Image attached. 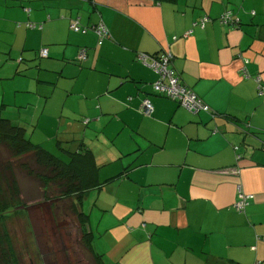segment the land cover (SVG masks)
<instances>
[{
    "label": "crops",
    "instance_id": "0c3cea01",
    "mask_svg": "<svg viewBox=\"0 0 264 264\" xmlns=\"http://www.w3.org/2000/svg\"><path fill=\"white\" fill-rule=\"evenodd\" d=\"M227 11L237 25L220 22ZM100 22L111 35L102 45ZM0 37L18 66L1 114L20 94L19 116L5 119L35 129L42 116L32 114L47 110L48 152L94 156L103 186L82 210L95 254L107 264H264V0H0ZM162 52L214 114L154 93L157 75L138 55ZM31 94L39 101L25 104ZM239 189L252 196L245 212L234 207Z\"/></svg>",
    "mask_w": 264,
    "mask_h": 264
},
{
    "label": "rangeland",
    "instance_id": "374dc122",
    "mask_svg": "<svg viewBox=\"0 0 264 264\" xmlns=\"http://www.w3.org/2000/svg\"><path fill=\"white\" fill-rule=\"evenodd\" d=\"M26 24H30V22ZM26 24H22V27L26 28ZM31 25L36 26L33 23ZM39 28L41 26L38 25L37 29ZM29 30L32 31L35 28ZM35 36L37 37L35 46H39V53L41 40L38 38L39 34H35ZM2 37H0V106L3 98L2 90L10 91L14 86L13 80H4L10 74L8 67L11 68V73L18 67L15 62L12 64L11 60H7V56L4 55ZM8 38L9 36H5V39ZM44 60L38 56L28 64L37 65ZM20 68H25L26 72L31 73L32 75H29L31 78H37L36 75L39 72L37 68L29 69L25 65ZM23 97L10 92L4 101L9 106L4 108L2 116L4 118L19 116L20 110L15 107V102L16 100L21 102ZM27 97L24 98L26 99L25 104L39 101L37 95L31 94ZM32 110L35 108L30 107L29 111ZM21 112H26V108ZM32 116H42L41 123L35 129L34 124H27L26 136L32 137V142L45 150L54 151L53 144L48 139V134H50L48 111L46 110L42 115L32 114ZM55 153L59 155L57 151ZM0 156L2 159L9 158L3 146H0ZM17 179L24 205H17L15 210L8 212L4 218H0V230L4 228L3 230L7 232L11 240V248L19 255L21 264H96L92 253L88 251L82 240V232L77 218L68 209L70 201L68 203L59 201L58 193L54 189L47 190L45 195L42 184L36 179L29 178L21 171H17ZM9 250L11 249L9 248Z\"/></svg>",
    "mask_w": 264,
    "mask_h": 264
},
{
    "label": "trees",
    "instance_id": "16d2710c",
    "mask_svg": "<svg viewBox=\"0 0 264 264\" xmlns=\"http://www.w3.org/2000/svg\"><path fill=\"white\" fill-rule=\"evenodd\" d=\"M30 25L31 23L26 24L25 27L30 29L37 26ZM86 30L83 28V31ZM85 54L87 58V52ZM0 146H3L9 155L8 159H2L0 156V218L15 210L17 205H24L17 179V171H21L29 178L39 181L45 195L47 190L54 189L58 193L59 201H70L67 207L79 222L86 248L92 253L96 264H107L104 258L95 254L92 249L93 236L88 230L89 217L82 210L88 193L103 186L98 181L99 168L92 153L86 149L73 153L65 151L67 157L62 159L33 144L26 136V130L3 118L1 112ZM3 229L0 230V264H21L19 255L11 248V240Z\"/></svg>",
    "mask_w": 264,
    "mask_h": 264
},
{
    "label": "built area",
    "instance_id": "2783aa9c",
    "mask_svg": "<svg viewBox=\"0 0 264 264\" xmlns=\"http://www.w3.org/2000/svg\"><path fill=\"white\" fill-rule=\"evenodd\" d=\"M27 12L29 13L30 10H27ZM208 21L209 19L205 17L196 25L200 24V26L204 28ZM220 22L223 25H237L239 19L235 18L230 11H227L220 18ZM30 27L33 26L30 25ZM70 28L75 32L82 31L80 22L77 19L72 22ZM92 29L98 36L99 45H102L104 40L110 37V31L103 22L93 26ZM85 52L86 51L83 50L80 55V60L82 61L86 59ZM41 56L46 58L48 56V51L43 49L41 51ZM138 59L144 66L152 69L157 75V80L152 85L153 91L156 95L177 102L182 108L194 115H198L202 112L213 113L207 104L181 81L179 74L172 67L173 56L171 53L162 52L156 56H149L142 53L138 55ZM258 94L259 96H264V86L260 83L258 85ZM142 111L144 115L149 117L154 113V106L149 98L144 99L142 103ZM88 122L89 121H85V124ZM239 198V201L234 207L238 212H244L249 205L252 196L244 194L241 189H239Z\"/></svg>",
    "mask_w": 264,
    "mask_h": 264
},
{
    "label": "clouds",
    "instance_id": "9594fccd",
    "mask_svg": "<svg viewBox=\"0 0 264 264\" xmlns=\"http://www.w3.org/2000/svg\"><path fill=\"white\" fill-rule=\"evenodd\" d=\"M258 83H260L259 81H258ZM261 84V83H260ZM259 85V84H258Z\"/></svg>",
    "mask_w": 264,
    "mask_h": 264
}]
</instances>
